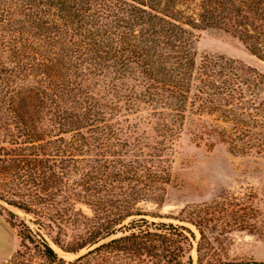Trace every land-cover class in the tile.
<instances>
[{
	"label": "trees",
	"instance_id": "obj_1",
	"mask_svg": "<svg viewBox=\"0 0 264 264\" xmlns=\"http://www.w3.org/2000/svg\"><path fill=\"white\" fill-rule=\"evenodd\" d=\"M209 28L264 60V0H0V174L16 189L1 198L36 225L22 222L27 252L2 264H194V233L149 215L194 224L198 264H238L213 257L217 238L189 216L141 206L167 202L184 134L234 140L206 116L242 137L264 128V77L198 59ZM44 231L65 252L89 251L67 261Z\"/></svg>",
	"mask_w": 264,
	"mask_h": 264
},
{
	"label": "rangeland",
	"instance_id": "obj_2",
	"mask_svg": "<svg viewBox=\"0 0 264 264\" xmlns=\"http://www.w3.org/2000/svg\"><path fill=\"white\" fill-rule=\"evenodd\" d=\"M197 34L195 51L198 59L205 55H221L253 68L264 77V60L234 33L209 28L199 30ZM262 88L264 96V85ZM206 118L221 129L230 131L234 140L209 145L205 141H193L188 132L184 134L173 156L170 170L172 184L167 202L163 207L150 202L141 206L149 213L178 218L189 216L200 223L210 240L217 238L215 258L238 264H264V128H259L258 134L253 137H242L237 132H241L240 127L238 129L234 123L226 122L220 113ZM13 185L10 178L0 174V212L7 215L6 218L0 215V263L13 253L7 261H15L19 250L27 252L21 247L18 236L22 222L36 229L31 214L1 198L9 196L14 190L16 192ZM83 209L90 213L88 207L83 206ZM147 218L189 228L194 233H188L193 245L191 254L194 264H198L197 247L201 234L194 224L176 218H153L150 215ZM122 233L120 230L114 237ZM44 234L59 256L67 261H74L89 251L85 248L78 253L65 252L45 231ZM33 260L42 262L39 257Z\"/></svg>",
	"mask_w": 264,
	"mask_h": 264
},
{
	"label": "crops",
	"instance_id": "obj_3",
	"mask_svg": "<svg viewBox=\"0 0 264 264\" xmlns=\"http://www.w3.org/2000/svg\"><path fill=\"white\" fill-rule=\"evenodd\" d=\"M1 215V214H0ZM1 216H4V215H1ZM5 218H6V216H4ZM7 220V219H6ZM8 222V221H7ZM14 254V253H13ZM12 254V255H13ZM12 255H10L9 257H7L6 259H5V261L4 262H6ZM4 262H2V263H4ZM2 263H0V264H2Z\"/></svg>",
	"mask_w": 264,
	"mask_h": 264
}]
</instances>
